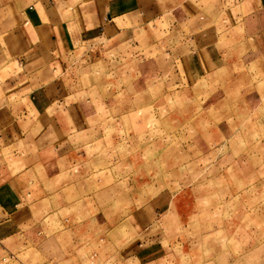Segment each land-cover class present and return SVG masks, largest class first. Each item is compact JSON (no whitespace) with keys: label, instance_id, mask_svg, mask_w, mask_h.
<instances>
[{"label":"rangeland","instance_id":"rangeland-1","mask_svg":"<svg viewBox=\"0 0 264 264\" xmlns=\"http://www.w3.org/2000/svg\"><path fill=\"white\" fill-rule=\"evenodd\" d=\"M160 36L59 68L88 157L33 175L0 264H264V80L236 62L191 69Z\"/></svg>","mask_w":264,"mask_h":264},{"label":"crops","instance_id":"crops-1","mask_svg":"<svg viewBox=\"0 0 264 264\" xmlns=\"http://www.w3.org/2000/svg\"><path fill=\"white\" fill-rule=\"evenodd\" d=\"M155 27L163 40L178 39L169 55L191 69L236 62L264 80V0H0V239L17 232L12 216L33 175L49 169L55 180L58 166L88 157L73 147L88 137L89 120L78 103L63 106L59 68Z\"/></svg>","mask_w":264,"mask_h":264}]
</instances>
